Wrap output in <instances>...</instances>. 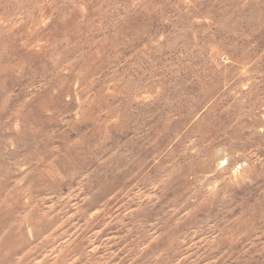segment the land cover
<instances>
[{"label": "rangeland", "instance_id": "obj_1", "mask_svg": "<svg viewBox=\"0 0 264 264\" xmlns=\"http://www.w3.org/2000/svg\"><path fill=\"white\" fill-rule=\"evenodd\" d=\"M0 264H264V0H0Z\"/></svg>", "mask_w": 264, "mask_h": 264}, {"label": "bare ground", "instance_id": "obj_2", "mask_svg": "<svg viewBox=\"0 0 264 264\" xmlns=\"http://www.w3.org/2000/svg\"><path fill=\"white\" fill-rule=\"evenodd\" d=\"M223 166H224V164H223Z\"/></svg>", "mask_w": 264, "mask_h": 264}]
</instances>
